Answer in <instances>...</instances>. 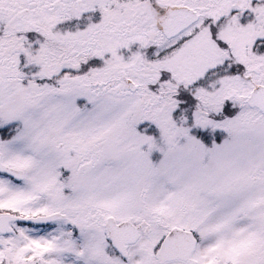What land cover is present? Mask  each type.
Instances as JSON below:
<instances>
[{
	"label": "snow or ice",
	"instance_id": "snow-or-ice-1",
	"mask_svg": "<svg viewBox=\"0 0 264 264\" xmlns=\"http://www.w3.org/2000/svg\"><path fill=\"white\" fill-rule=\"evenodd\" d=\"M0 264H264V0H0Z\"/></svg>",
	"mask_w": 264,
	"mask_h": 264
}]
</instances>
